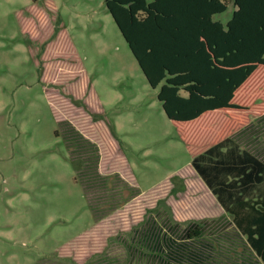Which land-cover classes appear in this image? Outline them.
Masks as SVG:
<instances>
[{
    "label": "rangeland",
    "instance_id": "1",
    "mask_svg": "<svg viewBox=\"0 0 264 264\" xmlns=\"http://www.w3.org/2000/svg\"><path fill=\"white\" fill-rule=\"evenodd\" d=\"M263 80L243 108L184 125L190 146L103 0H0V264H173L149 241L195 225L193 264H264V172L243 193L228 182L245 169L214 166L224 155L198 159L221 183L192 164L225 137L217 150L264 162L261 140L238 133L264 111Z\"/></svg>",
    "mask_w": 264,
    "mask_h": 264
},
{
    "label": "trees",
    "instance_id": "2",
    "mask_svg": "<svg viewBox=\"0 0 264 264\" xmlns=\"http://www.w3.org/2000/svg\"><path fill=\"white\" fill-rule=\"evenodd\" d=\"M103 2L148 84L152 88L159 86L157 99L168 119L181 124L183 140L187 139L184 125L197 121L204 113L230 112L243 108L237 99L249 87L253 89L254 86L249 83L261 78V73H264V0ZM226 11H230L231 15L225 23L213 18ZM63 38L56 42L58 55L70 64V70L76 72V66L63 53ZM69 79L82 84L78 74ZM262 113L264 111L261 110L255 115L260 116ZM240 125L243 127L246 122ZM225 139L227 137L201 153L192 152V164L199 174L206 172L198 165V159L212 156ZM242 161L246 163L242 171L248 170L243 174L248 178L255 176L254 181L260 182L264 163L249 153L244 154L240 163ZM213 162L214 166L218 165L217 170H231L224 159ZM184 235L186 239L183 242L166 234L147 241L152 243L156 252L164 251L168 260L173 258L179 261L172 260L170 263L193 264L185 258L196 254L195 247L192 248L185 241L200 237L201 227L189 226ZM181 258L182 261L179 260ZM47 262L59 263L48 259L37 264ZM71 262L77 264L73 259Z\"/></svg>",
    "mask_w": 264,
    "mask_h": 264
},
{
    "label": "crops",
    "instance_id": "3",
    "mask_svg": "<svg viewBox=\"0 0 264 264\" xmlns=\"http://www.w3.org/2000/svg\"><path fill=\"white\" fill-rule=\"evenodd\" d=\"M215 16H213L214 19H216ZM225 22H223V23H225ZM181 94L186 95L184 92H181ZM256 119H257L256 123H253V124H252V122L248 123V125L246 127H244L243 129H241V131L238 133H241L244 131V133L251 134V136H252L251 139H255L257 137V142L259 140H261V142L258 143L259 145H261V144H264V114L259 116V117H256ZM260 128L263 129V134H260L261 133ZM253 141H255V140H253ZM248 152H249L248 150H243L242 154L241 153L238 154L236 152L235 148H233V147L227 148V149H224V147H223L220 151L219 150L214 151V154L224 155V157L215 158V160L216 159H224L227 162L228 167L231 168V170L233 172L236 171L239 173V169L242 170L241 169L242 166L246 165V163L244 164L243 161L240 163V161L244 157V154L248 153ZM254 157L257 158L256 156H254ZM257 159L260 160L259 158H257ZM246 172H248V170ZM232 177H234V178H232L231 181L228 182V183L232 182V184L230 185L229 188L232 191H237V192H243V193L252 192V190L255 189V185L259 184L261 182V181L260 182L254 181V180H256L255 176L252 178H248L243 173L234 174ZM201 179L206 184H207V182H210V181H211V183H221L222 182L219 180L218 176H215V175H211L210 178H208L206 180H205V176H203V177L201 176ZM207 188L210 189L209 187H207ZM210 193L212 195L214 194L211 190H210ZM230 194L231 193H229V195Z\"/></svg>",
    "mask_w": 264,
    "mask_h": 264
},
{
    "label": "flooded vegetation",
    "instance_id": "4",
    "mask_svg": "<svg viewBox=\"0 0 264 264\" xmlns=\"http://www.w3.org/2000/svg\"><path fill=\"white\" fill-rule=\"evenodd\" d=\"M54 133H56V132H54ZM55 136H56V134H55Z\"/></svg>",
    "mask_w": 264,
    "mask_h": 264
}]
</instances>
